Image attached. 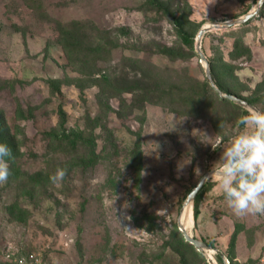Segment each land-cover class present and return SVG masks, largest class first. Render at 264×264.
Listing matches in <instances>:
<instances>
[{
    "label": "rangeland",
    "instance_id": "374dc122",
    "mask_svg": "<svg viewBox=\"0 0 264 264\" xmlns=\"http://www.w3.org/2000/svg\"><path fill=\"white\" fill-rule=\"evenodd\" d=\"M258 1L0 0V110L18 149L0 184V264H264V215L236 216L214 177L197 219L187 205L249 109L215 94L199 50L238 65L232 94H262L264 5L201 45L199 31ZM236 34L251 55L232 61Z\"/></svg>",
    "mask_w": 264,
    "mask_h": 264
},
{
    "label": "clouds",
    "instance_id": "9594fccd",
    "mask_svg": "<svg viewBox=\"0 0 264 264\" xmlns=\"http://www.w3.org/2000/svg\"><path fill=\"white\" fill-rule=\"evenodd\" d=\"M240 134L222 150L209 177H214L228 207L236 216L264 215V110L249 108L242 114ZM213 146V145H212ZM219 147V144L213 146ZM11 149L0 143V184L8 181L10 167L5 159ZM67 169L57 168L50 176L54 184L63 182ZM73 183L79 184L78 180Z\"/></svg>",
    "mask_w": 264,
    "mask_h": 264
},
{
    "label": "trees",
    "instance_id": "16d2710c",
    "mask_svg": "<svg viewBox=\"0 0 264 264\" xmlns=\"http://www.w3.org/2000/svg\"><path fill=\"white\" fill-rule=\"evenodd\" d=\"M256 1V0H255ZM148 2L152 6H156L157 2L156 0H148ZM174 20H176V24L178 27L177 32L180 35L182 42L184 44H189L192 48H194V37L192 35H189V33L185 30V24L181 22L179 19H176V17L173 15ZM252 20V18L247 22L249 23ZM66 33H64L65 35ZM235 37V40L233 42V49L230 51V57L232 61H238L242 57H246L251 55V49L246 43L244 42L243 36L241 34L237 35ZM210 66H211V72L213 74V77L217 83V85L222 89L225 90L228 93H233V87L231 85V81L228 79L232 76H234V73L236 69L238 68V65L236 63H230L224 59L223 53H216V55L210 59ZM52 83H57L59 81L51 80ZM58 86V85H57ZM59 88V86H58ZM133 90L132 87L128 88L126 91L131 92ZM215 94L218 95L217 92ZM239 96V95H238ZM241 97V96H240ZM243 98V97H242ZM194 100L196 98L194 97ZM248 102L252 104H264V89L263 93L260 95L252 96L248 99H246ZM223 102H225L223 100ZM67 139H72L71 134H64L63 135ZM74 143L76 139L72 140ZM16 140L11 135V132L9 130L8 124L6 122L4 112L0 110V143L7 144L9 148L11 149V153L14 152V149H17L16 146ZM12 146H14L12 149ZM18 150V149H17ZM201 192L200 191L196 198V205H195V219L199 217L200 214V203L199 200L201 199ZM209 245H213V243H209ZM220 260L222 262V257L219 254ZM232 259V257L230 258ZM232 261V260H231ZM223 264V263H222Z\"/></svg>",
    "mask_w": 264,
    "mask_h": 264
},
{
    "label": "water",
    "instance_id": "95a60500",
    "mask_svg": "<svg viewBox=\"0 0 264 264\" xmlns=\"http://www.w3.org/2000/svg\"><path fill=\"white\" fill-rule=\"evenodd\" d=\"M264 5V0H259L257 3V6L255 8H253L251 11H249L246 15H244L242 18L240 19H235L234 21H230V22H226L223 25H214V26H208V27H204L199 31L198 34V44L201 45L202 40L204 35L206 34V32L208 30H211L212 28L216 29L219 27H232L234 25L237 24H242L245 22H248L252 17L258 15L259 11L261 10L262 6ZM201 48V47H200ZM199 54L201 56V59L205 61L206 63V70H207V77H208V81L210 82L211 86L216 90V92L220 95V97L222 99H229L243 107H249V108H257L255 105H253L252 103H249L247 100L243 99L242 97L232 94V93H227L224 90H222L216 83L213 74L211 72L210 69V63L208 60V57L205 55V53L202 51V49L199 50ZM258 109V108H257ZM209 174L210 172L206 173L201 180L198 182V184L195 186V188L190 192V194L188 195L187 198V205L192 203L193 201H195L198 193L202 190L203 186L205 185V183L209 180ZM181 230L184 233V236L186 238L187 241H189L190 243L194 244L199 251L205 253L208 255V249H212L211 245H209L207 242L200 240L198 238H196L193 234H191L190 232H188V230L186 228H181ZM217 252H219L221 255H224L222 253V251L216 249ZM214 264V263H212Z\"/></svg>",
    "mask_w": 264,
    "mask_h": 264
},
{
    "label": "bare ground",
    "instance_id": "6f19581e",
    "mask_svg": "<svg viewBox=\"0 0 264 264\" xmlns=\"http://www.w3.org/2000/svg\"><path fill=\"white\" fill-rule=\"evenodd\" d=\"M191 204V203H190ZM190 204H188V205H190ZM188 212H189V208H186L185 209V211L183 212V216H182V219L184 220V222H185V224H186V221H185V216L188 214ZM190 219H192V216L190 215ZM182 221V220H181ZM183 223V222H182ZM185 228V227H184ZM208 251V255L209 256H213V249H208L207 250Z\"/></svg>",
    "mask_w": 264,
    "mask_h": 264
},
{
    "label": "built area",
    "instance_id": "2783aa9c",
    "mask_svg": "<svg viewBox=\"0 0 264 264\" xmlns=\"http://www.w3.org/2000/svg\"><path fill=\"white\" fill-rule=\"evenodd\" d=\"M21 264H29V263H26L24 261H21ZM33 264H38L37 261H35Z\"/></svg>",
    "mask_w": 264,
    "mask_h": 264
}]
</instances>
